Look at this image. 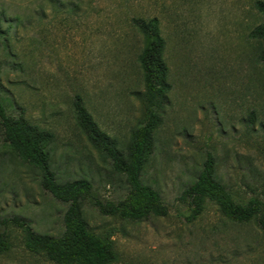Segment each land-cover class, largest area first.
Instances as JSON below:
<instances>
[{"label":"rangeland","instance_id":"rangeland-1","mask_svg":"<svg viewBox=\"0 0 264 264\" xmlns=\"http://www.w3.org/2000/svg\"><path fill=\"white\" fill-rule=\"evenodd\" d=\"M256 1L0 0V29L8 33V42H0L8 113L47 131L50 170L63 182L88 178L103 203L124 199L129 183L89 141L76 102L127 159L145 90L143 38L132 18L160 21L171 90L144 180L161 193L168 213L133 221L84 200L91 230L113 240L114 264H264V231L255 221L233 222L212 202L190 220L183 199L211 155L218 179L236 196L264 200V42L251 36L264 15ZM42 175L4 142L0 128V232L10 242L0 264H58L26 248L14 219L39 233L64 230L68 205L41 185Z\"/></svg>","mask_w":264,"mask_h":264},{"label":"trees","instance_id":"trees-1","mask_svg":"<svg viewBox=\"0 0 264 264\" xmlns=\"http://www.w3.org/2000/svg\"><path fill=\"white\" fill-rule=\"evenodd\" d=\"M54 2L59 4L60 0ZM72 7H77V4H72ZM255 7L264 15V0H257ZM132 25L143 38L139 63L145 90L139 96L143 105V118L132 132L127 159L118 153L115 142L100 128L84 104L76 102L78 123L89 141L100 152L110 156L115 168L127 177L129 192L119 201L103 203L95 199L93 183L88 178L68 182L57 178L50 170L45 154V144L50 134L39 130L23 117L8 113L0 75V128L4 142L13 147L25 161L40 168L43 174L41 185L55 199L68 205L64 214V230L59 235L39 233L27 221L14 219L23 228L26 248L44 253L58 264H114L117 261L113 240L91 230L83 212L84 200L92 201L104 214L133 221L168 213L161 193L144 180V167L151 154L154 132L169 104L171 83L166 60L167 43L157 17H134ZM7 36L8 33L0 29V38L3 37L0 42L6 44ZM251 36L264 42V22L252 31ZM260 59L264 65V51ZM183 199L188 201L190 220L198 219L208 203L212 202L227 219L240 224L255 221L264 231V200L257 197L242 200L236 196L218 179L215 160L211 155L205 160L196 180L184 189ZM9 249L8 235L0 232V255Z\"/></svg>","mask_w":264,"mask_h":264},{"label":"crops","instance_id":"crops-1","mask_svg":"<svg viewBox=\"0 0 264 264\" xmlns=\"http://www.w3.org/2000/svg\"><path fill=\"white\" fill-rule=\"evenodd\" d=\"M4 1L11 3L13 5H25V4L30 3L33 0H4Z\"/></svg>","mask_w":264,"mask_h":264}]
</instances>
